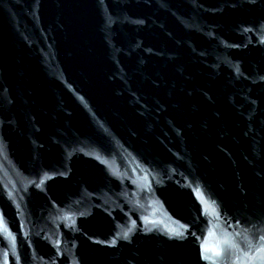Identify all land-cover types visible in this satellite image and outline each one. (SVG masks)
Returning a JSON list of instances; mask_svg holds the SVG:
<instances>
[{
	"label": "water",
	"instance_id": "water-1",
	"mask_svg": "<svg viewBox=\"0 0 264 264\" xmlns=\"http://www.w3.org/2000/svg\"><path fill=\"white\" fill-rule=\"evenodd\" d=\"M262 262L264 0H0V264Z\"/></svg>",
	"mask_w": 264,
	"mask_h": 264
},
{
	"label": "snow or ice",
	"instance_id": "snow-or-ice-1",
	"mask_svg": "<svg viewBox=\"0 0 264 264\" xmlns=\"http://www.w3.org/2000/svg\"><path fill=\"white\" fill-rule=\"evenodd\" d=\"M124 235L126 237L127 233H125ZM245 245H247V240H245ZM236 246L239 247L240 245L237 244ZM200 247H201V254L203 255L204 252L206 251V247L203 243L201 244ZM211 251L213 252L214 255L217 256V258H220L222 256L223 257H229V255L232 251V248H230V247L229 248H221V247L217 246V247L211 249ZM262 264H264V262H262Z\"/></svg>",
	"mask_w": 264,
	"mask_h": 264
}]
</instances>
